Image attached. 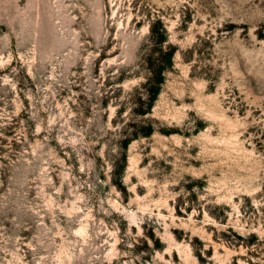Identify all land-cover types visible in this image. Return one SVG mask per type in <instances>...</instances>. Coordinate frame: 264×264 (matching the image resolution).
Listing matches in <instances>:
<instances>
[{
	"label": "rangeland",
	"instance_id": "374dc122",
	"mask_svg": "<svg viewBox=\"0 0 264 264\" xmlns=\"http://www.w3.org/2000/svg\"><path fill=\"white\" fill-rule=\"evenodd\" d=\"M0 264H264V0H0Z\"/></svg>",
	"mask_w": 264,
	"mask_h": 264
},
{
	"label": "trees",
	"instance_id": "16d2710c",
	"mask_svg": "<svg viewBox=\"0 0 264 264\" xmlns=\"http://www.w3.org/2000/svg\"><path fill=\"white\" fill-rule=\"evenodd\" d=\"M159 79L160 80H158V87L157 88L155 87L154 90H152L154 95H157L159 93V90H160L159 84L162 82V79L161 78H159Z\"/></svg>",
	"mask_w": 264,
	"mask_h": 264
}]
</instances>
